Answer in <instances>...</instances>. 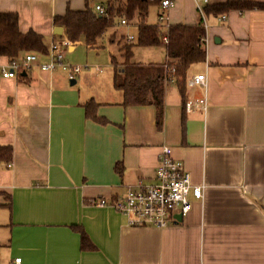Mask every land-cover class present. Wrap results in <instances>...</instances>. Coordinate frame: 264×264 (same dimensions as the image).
Listing matches in <instances>:
<instances>
[{
    "label": "crops",
    "instance_id": "1",
    "mask_svg": "<svg viewBox=\"0 0 264 264\" xmlns=\"http://www.w3.org/2000/svg\"><path fill=\"white\" fill-rule=\"evenodd\" d=\"M86 1L113 9L112 19L125 2L0 0V12L17 13L19 29L41 34L47 51L54 39L68 37L64 27L61 35L53 32L54 18L67 8L83 10ZM172 1L168 24L199 21L195 0ZM205 23L207 59L189 67L185 101L206 95L208 109L188 111L169 83L161 126L153 105L122 104L111 62L109 72L84 66L74 84L66 70L40 68L45 51L32 52L38 58L22 78L0 73V146L11 149L10 166L6 153L0 157V264L15 257L22 264H264V7L205 12ZM121 34L119 64L121 46L131 42ZM106 36L97 47L82 36L69 41L64 57L77 45L98 50ZM8 62L0 56V66ZM197 74H205V90L189 85ZM90 99L106 124L86 117ZM162 145L183 161L193 184H205L203 198H192L180 221L133 225L127 215L91 202L151 183ZM71 224L83 228L94 248L80 249Z\"/></svg>",
    "mask_w": 264,
    "mask_h": 264
},
{
    "label": "trees",
    "instance_id": "2",
    "mask_svg": "<svg viewBox=\"0 0 264 264\" xmlns=\"http://www.w3.org/2000/svg\"><path fill=\"white\" fill-rule=\"evenodd\" d=\"M152 4H159V0H125L116 7L117 15H127L132 19L137 15V39L135 42H126L121 46L124 62L122 68H118L119 62L112 55L110 61L114 66V87L122 92L123 105H153L156 110L157 125L163 123L165 77L171 75L173 82L177 85L185 108V89L187 71L189 67L207 59L206 48L202 37L205 28L202 22L196 24H169L167 30V41L164 42L161 27L156 23L146 21L147 13ZM93 7V6H92ZM90 3L86 1L83 10H72L67 8L65 13L54 18L56 26L65 28L70 41L75 42L84 37L85 44L89 47H97L112 24L111 11L106 8L107 15L102 16L95 13ZM264 7L251 0H226L223 3L212 6L205 5V12L227 14L232 10L240 12L254 8ZM126 17V19L128 18ZM163 44L166 48L167 62L173 67V72H168L164 63H140L132 62V49L139 46H155ZM46 52V47L41 34L28 30L22 32L19 29V18L15 12H0V56H7L9 60L17 58L21 53ZM25 71L19 76L22 78ZM74 79V78H72ZM70 79V80H72ZM97 103L92 99L84 103L85 115L89 119L106 124L108 120L96 114ZM6 153L7 164L11 162V149L9 146H0V157ZM116 170L121 172L122 167L116 165ZM70 227L79 234V246L81 250L94 248L93 243L77 224Z\"/></svg>",
    "mask_w": 264,
    "mask_h": 264
},
{
    "label": "built area",
    "instance_id": "3",
    "mask_svg": "<svg viewBox=\"0 0 264 264\" xmlns=\"http://www.w3.org/2000/svg\"><path fill=\"white\" fill-rule=\"evenodd\" d=\"M206 0H195L196 10L202 26L206 28L204 3ZM172 0H159V21L165 22L168 30L167 12L172 7ZM93 9L96 14L107 15L106 8L101 3H95ZM119 25H127V19H120ZM164 42L167 41V33L162 34ZM127 40H133L128 35ZM202 42L205 47L207 36L204 34ZM69 41L63 37L54 39L47 48L48 61L40 64L42 70L52 71L61 68L68 72L69 79L74 78L81 70L78 65L65 63L64 47ZM36 53H26L22 57L9 60L8 64L0 66V73L4 77L16 78L22 71L29 69V64L37 59ZM164 66L167 71L173 72V67L166 61ZM173 82L171 75L165 77L166 85ZM189 85H197L204 90L207 86L205 74H197L188 80ZM188 111L200 110L206 113L208 109L206 95L186 102ZM10 166V163L8 164ZM204 183L193 184L183 161L173 155L171 147L162 145L157 156V164L151 183H139L137 188H128L122 198L108 200L105 198L92 200L99 206H110L115 210L127 215L129 222L138 226L165 227L175 222V215L187 214L192 208V198L200 200L203 198ZM10 264H22L20 257H15Z\"/></svg>",
    "mask_w": 264,
    "mask_h": 264
},
{
    "label": "rangeland",
    "instance_id": "4",
    "mask_svg": "<svg viewBox=\"0 0 264 264\" xmlns=\"http://www.w3.org/2000/svg\"><path fill=\"white\" fill-rule=\"evenodd\" d=\"M124 2V1H121ZM159 7L158 5L152 4L148 10V15L146 17V21L149 23H156L161 27V34L167 33V27L165 26V22H160L159 17ZM128 17L127 15H121L118 18L112 19L113 22L111 24V28L107 31V36L103 40V45L98 50L90 49L88 50L84 44L77 45L73 50L66 51L65 54V63L78 65L81 68L87 65L86 68L83 70H91L93 67L97 65L105 66L106 69L110 68V58L113 55L116 61L120 62V55L116 51V39L120 38L124 34H128L133 36V40L131 42H135L137 39L136 31L137 29V15H135V24L132 23V19L129 17L127 18L128 24L127 25H118L120 19ZM133 17V18H134ZM125 26V27H124ZM114 34V36H112ZM136 36V37H135ZM111 37V38H110ZM67 41L70 39L67 37ZM114 39V41H111ZM118 58V60H117ZM132 60L135 62H140L143 64L149 62H164L165 60V49L164 45H155V46H139L136 45L133 47V56ZM120 68H122L123 63L119 64ZM111 69V68H110ZM109 72V69L107 70ZM80 74V73H79Z\"/></svg>",
    "mask_w": 264,
    "mask_h": 264
},
{
    "label": "water",
    "instance_id": "5",
    "mask_svg": "<svg viewBox=\"0 0 264 264\" xmlns=\"http://www.w3.org/2000/svg\"><path fill=\"white\" fill-rule=\"evenodd\" d=\"M53 32L56 34V35H61L63 33V27L61 26H57L54 28ZM71 84H74V79L73 80H70ZM175 221L178 222L182 219V214L181 213H177L175 215Z\"/></svg>",
    "mask_w": 264,
    "mask_h": 264
}]
</instances>
